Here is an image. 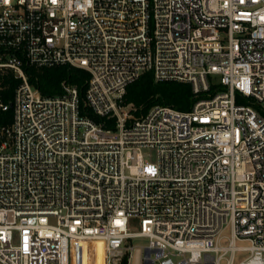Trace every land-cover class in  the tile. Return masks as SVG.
Returning a JSON list of instances; mask_svg holds the SVG:
<instances>
[{"label":"built area","instance_id":"obj_1","mask_svg":"<svg viewBox=\"0 0 264 264\" xmlns=\"http://www.w3.org/2000/svg\"><path fill=\"white\" fill-rule=\"evenodd\" d=\"M59 66L84 93L30 82ZM148 72L197 100L123 116ZM5 78L0 264H264V0H0Z\"/></svg>","mask_w":264,"mask_h":264},{"label":"trees","instance_id":"obj_2","mask_svg":"<svg viewBox=\"0 0 264 264\" xmlns=\"http://www.w3.org/2000/svg\"><path fill=\"white\" fill-rule=\"evenodd\" d=\"M89 73L83 69L72 66H59L33 70L30 82L33 83L45 96H53L61 93L62 83L69 82L76 85L81 93H84L85 83ZM18 82H12L5 78L0 83V96L9 102ZM214 88L211 89V93ZM197 100L192 87L180 82H155L151 72L145 73L137 81L127 88L125 101L133 104L137 113H145L154 105L170 106L179 110H189ZM12 112L1 113L0 117H10ZM120 264H127L125 258Z\"/></svg>","mask_w":264,"mask_h":264},{"label":"rangeland","instance_id":"obj_3","mask_svg":"<svg viewBox=\"0 0 264 264\" xmlns=\"http://www.w3.org/2000/svg\"><path fill=\"white\" fill-rule=\"evenodd\" d=\"M217 78V77H216ZM215 78V79H216ZM258 111H260L263 115L264 112L260 110L258 106H254ZM136 108L133 104H128L123 108L121 111L123 116H127L129 113L134 111ZM152 159L155 160V153L152 152ZM133 230L138 231L139 225L138 221H135V224L132 226ZM225 234H228V231L225 232ZM133 245L137 248H140L148 243V239L146 238H137L132 240ZM84 245H78V247L82 248ZM89 249L85 248L83 252H78L75 256L74 264H104V246L102 243L97 242L93 243V245L88 247ZM247 254L246 253H237L235 261L236 263L243 259ZM90 258V259H89ZM225 261L221 262V264H224Z\"/></svg>","mask_w":264,"mask_h":264},{"label":"bare ground","instance_id":"obj_4","mask_svg":"<svg viewBox=\"0 0 264 264\" xmlns=\"http://www.w3.org/2000/svg\"><path fill=\"white\" fill-rule=\"evenodd\" d=\"M134 264H137V256L134 258Z\"/></svg>","mask_w":264,"mask_h":264}]
</instances>
